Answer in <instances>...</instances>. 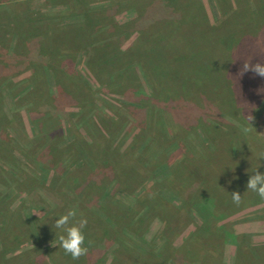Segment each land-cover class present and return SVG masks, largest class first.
<instances>
[{
  "label": "rangeland",
  "instance_id": "1",
  "mask_svg": "<svg viewBox=\"0 0 264 264\" xmlns=\"http://www.w3.org/2000/svg\"><path fill=\"white\" fill-rule=\"evenodd\" d=\"M138 1L141 6L149 2L142 14L130 7L132 0H87L88 6L59 0L69 8L74 5L76 16L107 14L111 17L105 26L116 28L102 30V25H94L99 30L91 33L92 40L98 39L95 46L85 49L87 41L81 39L84 48L77 51L72 42L60 44L53 39L55 34L60 36L62 26L66 30L76 24L70 10L55 8L52 0H0V264H145L146 258L152 259L151 264H178L173 260L181 254V244L202 222L189 208L202 192H212L218 202L226 203L225 217L216 213L225 238L222 248L216 246L221 263L264 262V202L246 203L240 209L233 203V182L246 183L247 174L219 186L221 174L240 173L243 168V155L235 157L233 151L236 139L220 141L231 159L220 166L216 161L219 175H210L207 167L219 138L215 123H225L224 131L229 124L236 125L264 154V100L259 110H251L253 116L245 118L241 109L231 117L228 103L220 105L212 99L211 111L202 118L200 111L208 109L206 98L193 103L181 90L173 99L170 88L178 64L185 63L183 68L189 69L194 84L201 68L213 63L215 74L223 76L222 84L232 85L236 77L244 92L251 93L241 65L245 60L264 62V0H183L180 11L167 7L165 0ZM163 19L169 20L170 29L176 25L172 21L183 23L177 39L167 38V58L162 54L176 66L169 69L168 62L162 70L161 54L147 58L139 49H129L153 51L149 44L153 40L145 39V26L140 24L148 28ZM106 30L118 34L113 42L103 34ZM43 44L53 52L47 61L41 55ZM178 46L184 50L175 55ZM237 50L242 55L236 56ZM126 51L105 64L112 55ZM99 64L106 68L98 75L102 84L96 78ZM153 67L157 76L167 80L146 81L141 69L149 74L147 69ZM248 80L253 102L260 100L264 78L249 71ZM226 96L230 101L232 93L227 90ZM82 119L88 122L80 129ZM234 159L241 161L239 167ZM255 166L254 171L264 169V164ZM206 201L199 209L210 217L204 213ZM71 208L77 209L78 218L82 213L88 220L84 229L88 252L79 260L60 247L63 233L55 228L56 220L47 221L52 216L49 210L59 216ZM210 212H214L212 205ZM167 218L171 225H166ZM34 219L44 224L39 233L31 229ZM190 240L196 245L186 249V257L191 251L192 258L202 259L197 264H214L208 261L214 259V247L202 243L203 235L192 233Z\"/></svg>",
  "mask_w": 264,
  "mask_h": 264
},
{
  "label": "trees",
  "instance_id": "2",
  "mask_svg": "<svg viewBox=\"0 0 264 264\" xmlns=\"http://www.w3.org/2000/svg\"><path fill=\"white\" fill-rule=\"evenodd\" d=\"M56 1L57 0H52V3L54 4L55 8H58V9L63 8V9H66V11L70 10L69 13L74 15L73 19H75V22H76V24L72 23V24L68 25L67 28L68 27H70V28H68L66 30H64V28H66V27L62 26L61 27V29H63V30H61L62 32H58V34L60 33V36L57 34L53 35V39L55 41H59L60 44H63L65 42L67 45H69L70 42H72L73 43L72 47H74L73 50L82 49L84 47H85V49L87 48V49L92 50L93 47L95 46L94 42H96L98 39L92 40L91 33L99 32V30L97 29L98 25H102V30L105 28H108L109 26H112L113 29L116 31L115 26L112 24L108 25V27L105 26V23L109 22L108 19L111 16L106 14L105 16H93V17L89 18L85 13H81V14H78V16H76L77 14H75V12L73 11V9L75 7L74 5L72 8H69L68 6L62 5L64 3H58L59 0L57 2ZM74 1L82 2L86 6H88V4H89V1L87 4V0H74ZM132 1H133L132 6H130V7H132V8L134 7V9H137V13H139V14H142L145 11V9L147 8V6L149 5V2H146L144 6H141L138 3L139 2L138 0H132ZM165 1L167 3L166 4L167 7L172 6L173 8L179 9V11L181 10V4H184L183 0H165ZM54 2H56V4ZM177 9H175V10H177ZM69 17L70 16L68 15V18ZM70 18H72V17H70ZM55 19L56 18H53L52 20L49 19V20H50V22L53 23V21ZM172 23H174L176 25H173V28H171V29L168 28V26H167L169 24V20L163 19V20L156 21L154 25H151L148 28H146L147 24L142 25V23H141L140 26H145L144 27L145 29L142 30L143 31L142 33L145 34V39L148 38L147 40H149L150 38H152V40H153L152 41L153 45L151 43H149L152 46L153 51L145 50L141 47H138L136 49L131 48V49H129V51L135 52L137 49H139L141 52H143L144 55H147V58L151 54L154 55L155 52H156V54H158V53L161 54V56L163 57V60H162L163 62H161V64L164 65L163 67H161V69L163 70L165 68L166 63L169 62V61L166 62V59H165V57L167 58V56H168L167 55L168 52L166 50L167 45H168L167 44V38L171 37L174 41V38L177 39L179 37L175 34H177V33L180 34V30H182L183 20L182 21H172ZM94 25H96L97 27H94ZM75 26L80 27V29H76ZM71 27L73 28V30ZM115 31L109 33L108 30H106L103 32V34L105 36H109V38H111V41H112L114 34H115ZM85 32L87 33V37L85 35ZM192 32H196V31L194 30ZM197 32L199 33L198 29H197ZM117 35L115 34V36H117ZM81 39H83V40L86 39V41H87L85 43L84 47L82 46L83 42H81ZM181 41H183V40H181ZM182 43H181V45H182ZM45 44H47V43H45ZM180 46H178L179 49L176 48V50L174 51L175 55H176L177 51L180 52V50H184V47H180ZM60 49H61L60 47L57 48L58 52L60 51ZM239 49L246 53V48L243 45H239ZM129 51L120 52L118 54H114V56L112 55L110 57L109 61L107 60L105 62V64H107V63L109 64V62L112 59H115V57L119 58V55L126 54ZM95 52H98L97 49H95ZM41 53H42L41 55H42L44 61H47V57L49 58L50 53L52 54L53 52L51 51V49L49 47H47L46 45L43 44V48L41 47ZM162 54H164L165 57ZM238 54L242 55L237 50L235 52V55L239 56ZM174 56L172 57V59L174 58ZM231 58H232V56H231ZM145 59H143V60H145ZM155 60H157V58H155ZM153 62L154 61H146V63H153ZM138 63H141V59L138 60ZM192 63L194 64L195 62H192ZM168 65L170 66L169 69L176 66V64H173L171 62H169ZM95 66H97L96 71L98 73L96 75V78L101 82L102 77L98 76V75L102 74L104 69H106L105 65L101 66V64H99V65H95ZM95 66H93L92 68H95ZM183 66H185V63L178 64L179 69H177L174 72V74L172 75L173 78H170V80H171L170 88H171L172 98L175 99V96H173V94L177 91L181 92V90L186 92L189 95V98L192 100L193 103H196L195 101L199 100L201 97L206 98L205 99V106L208 107V109L201 110L199 117L205 118V115H207L206 112L211 111V110H209L211 108V107L209 108V106H210L209 104L212 101V99L218 101L220 103V105H222L223 102L228 103V105L231 106L232 109L228 110L227 113L229 115H231V117H232L233 113H235V110L241 109L242 113H243L242 115L245 118H247V117L250 118L251 115L253 116L254 113H252L251 110L253 108H254L252 110L253 112L259 110V108L261 106V102H263V100H264V96L261 95L260 100L253 102V95L251 93H252V91L254 92V90H253V86L250 84V82L248 80V72H246L243 75L245 78V82H246L247 86L249 87V90L251 91V93L248 91L244 92V90L239 86L240 82L236 77L233 78L236 81V83H235V81H233L232 85L231 84H222L223 76L215 74V71H217V70L215 69L214 64L213 63H206V65L204 67H202L200 70V78H198L197 81L194 80V82H193L194 84L198 85V88L195 89V85L191 84L192 80L189 78V76L187 74V71L189 69L183 68ZM190 67H191V65H190ZM241 68H242V65H241ZM45 69L46 70L48 69V71L54 72L52 70V68L46 67ZM147 70L150 71L149 74L146 73L143 69H141L142 75L146 81L151 80L152 82H154V80H155L156 82H164L165 80H167L166 76H163V75L157 76L155 74V67H153L152 69H147ZM198 81H200V82L198 83ZM101 84H102V82H101ZM227 90H228V93H232V98H229L230 101H227V96H226ZM141 91L142 90H140V92ZM255 91H260V89L257 88ZM194 94L197 95V99H196V96H194ZM256 96L258 97V95H256ZM27 98H29V97H27ZM234 98L236 99L235 101H234ZM24 99H26V97ZM235 102L238 103L236 105H239L240 108H235V106H234ZM203 107H204V105L202 106V109H203ZM31 111H32V109L29 110V112H31ZM250 112H251V114H250ZM84 117H85V115H83L82 118H84ZM219 119L221 121H223V119H221L220 117H219ZM82 121H83V123L80 125V129L82 128V126H87V122H88L87 120H83V119H82ZM192 123L194 125L197 124V122H192ZM203 123H205V122L199 121V124H203ZM165 126H167V125L165 124ZM206 126H207V124H205V127ZM221 127H223V130L220 131ZM214 128H216V130H217L216 134L219 138H217L216 140H218V141L216 143H214V146H216V147H214L213 149H215V151L211 152V155L209 156L210 163H208L207 167L210 170V175L213 176L216 174V172H218L217 169L220 170L219 166H220L221 161L224 162L225 160H227V162H228V160L231 159L227 155L225 149L223 148L225 146V144L220 143L221 140H224L227 143L228 138L231 136L230 138H233L234 140L236 139V141H237L236 146L234 147V150H233L235 157L239 153L241 155H243V158H244V162L242 165L243 168L240 169V171H241L240 173H230V174L229 173H227V174L223 173V174H221L222 175V178H221L222 184H219V186L224 185V183H227L224 181L231 180L232 177L239 176L241 174H247L248 177H246L247 178L246 183H240L239 181H235L236 179L233 182L235 184L233 186V191L238 190L242 195V203L239 206H237V205H235V206L238 207V209H240V208L244 207V205L246 203L253 204L257 201L263 203L264 200H261L256 193H254L250 190L248 192H246L247 191L246 184H247V181L249 179V174H253L255 172L254 169H255V167H256L255 165L257 163L264 164L263 158H261L262 155L259 152H257L258 150L256 148H254V146L251 143H249L247 141V139H246L247 135L243 131H241L239 128H237L236 125L229 124L228 129L224 131L225 123H215ZM70 132H71V130H70ZM165 132H166V130H165ZM205 138H206V136H205ZM249 146H253L252 151H249V148H248ZM216 148H218V149H216ZM79 151L81 153L85 154V152H84L85 148L84 147H82V148L80 147ZM216 161L219 164V166L216 164ZM232 162H233V160H232ZM240 165H241V161H235V159H234V166L239 167ZM221 166H224V163ZM259 172L264 173V169L260 168ZM217 174L219 175V172ZM228 183H230V182H228ZM203 184H206V182ZM214 188L220 189L217 186H214ZM65 193H67V191H65ZM205 200H207V201L204 204L205 210H206V211H204V213H208V215L210 217L202 215L201 212L203 210L199 209V205H202ZM184 202L187 204V207H188L189 202L188 201H184ZM191 203L194 206L191 205L189 208H191L192 211H195L196 213H198V215H200V218L202 221L201 224L198 225L197 228L195 229V232L193 231L192 233H195L196 235H198V234L203 235V241L204 242L202 241V243L203 244L205 243L206 247H214V248H211L212 256H214V259L212 261H210L208 259H204V260H208L209 262L214 263V264H222L221 262L223 259L220 260V257H221L220 254H222V253L218 254L219 250H218V248H216V246H220L222 248V245L225 242H221L222 241L221 239H223L224 236H221V232H222L221 230L222 229H219V227H218L219 219H218L216 213H219V215H222L223 217H225L224 212H225L226 203L223 202L221 199L218 202V196L213 194L212 192L200 193L199 196H197V198H196V202H191ZM150 205H152V204H150ZM211 205L214 209V212H210ZM153 207H155V204ZM49 214H51L52 216L47 217V221H49V220L54 221L57 219V217H60L62 215L61 214V215L57 216L59 214V212L58 213H57V211L54 212L53 209L49 210ZM14 215H15V213L12 214L11 219H13ZM106 215L108 216V214H106ZM21 217H22V221H24V219L26 218L24 215H22ZM105 218H107V217H105ZM121 219H122V221L124 220V218L122 216H121ZM34 221H35V219H34ZM22 223H24V222H22ZM166 225L167 226L171 225V222L168 220V218H167ZM39 226H44L42 221L39 224L35 221L33 224V228H31L32 231L34 233H39V230H40ZM112 226L117 227V224H114ZM87 227L88 226H86V228ZM192 233H191V237H192ZM217 236L221 237V238L219 240L217 239L218 241H215ZM90 237L95 238V237H93V235ZM163 237H165V239H168V237H166V236H163ZM191 237H190V239H191ZM190 239H188L187 241H185L184 243L181 244V247H180L181 254L178 255V257H176L173 260L174 262H177L178 264H184V260L187 259V261H188L187 264H197L198 260H202L201 258L197 259V260H195V257L192 258V256H190L191 251H189V254H188L189 256L186 257V254L188 253V252L186 253V249L191 250L196 245V241L193 240L194 243H192V240H190ZM224 240H225V238H224ZM206 241H208V242H206ZM165 243L168 244V241ZM232 243H233V241H232ZM240 246H241V243L238 242V248H240ZM160 256H162V254H160ZM146 257H148V255H146ZM160 258H162V260H166L165 256H162ZM162 260L160 259L161 262H162ZM150 262H152L151 258H146V261H144L145 264H151ZM254 264H264V262H259V263L254 262Z\"/></svg>",
  "mask_w": 264,
  "mask_h": 264
},
{
  "label": "clouds",
  "instance_id": "3",
  "mask_svg": "<svg viewBox=\"0 0 264 264\" xmlns=\"http://www.w3.org/2000/svg\"><path fill=\"white\" fill-rule=\"evenodd\" d=\"M249 71L254 76L264 78V62L258 61L253 64L250 60H245L241 73L244 74ZM261 158H264V154H262ZM246 187V192L250 190L256 193L261 200H264V173L256 170L253 174H250ZM231 198L237 206L242 203V195L238 190L231 192ZM87 224L88 220L82 213L78 218L76 208L69 209L55 221V228L61 230L63 233L59 236L60 247L73 260H79L82 256L87 255L88 248L85 246L86 238L84 233Z\"/></svg>",
  "mask_w": 264,
  "mask_h": 264
}]
</instances>
